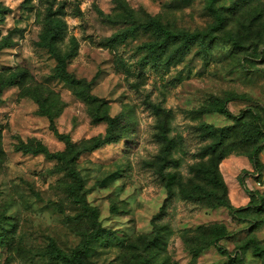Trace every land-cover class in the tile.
I'll use <instances>...</instances> for the list:
<instances>
[{
  "label": "rangeland",
  "instance_id": "374dc122",
  "mask_svg": "<svg viewBox=\"0 0 264 264\" xmlns=\"http://www.w3.org/2000/svg\"><path fill=\"white\" fill-rule=\"evenodd\" d=\"M125 2L136 21L157 17L172 30H205L213 22L207 0ZM214 6L225 22L205 56L193 46L169 67L143 68L137 47L151 39L149 33L138 32L120 47L105 42L119 25L99 17L98 10L118 15L113 0H0V72L20 76L18 85L0 95V231H6L0 264H57L48 258L49 240L68 253L82 252L83 264H263L252 241L264 248V0H216ZM47 14L60 20L68 50L75 53L68 72L91 84L90 93L103 100L109 115L125 114L119 141L82 153L73 164L97 223L110 231L105 239L90 238L91 221L68 193L72 178L58 171L56 160L14 148L29 138L54 152L65 147L30 97L35 85L50 90L41 96L56 101L54 126L72 142L106 129V122L92 120L90 105L74 87L55 77V59L40 43ZM222 101L232 115L247 109L252 114L234 119L204 112ZM201 123L232 127L224 139L228 152L216 162L199 154L194 139L187 155L180 148V138ZM255 144L261 147L258 179L248 160ZM164 146L176 164L164 182H156L144 163L157 168ZM214 172L226 193L208 180ZM240 179L259 197L246 193ZM163 184L173 194L165 207ZM212 192L236 210L212 208ZM212 226L224 228L218 243L226 254L210 244Z\"/></svg>",
  "mask_w": 264,
  "mask_h": 264
},
{
  "label": "trees",
  "instance_id": "16d2710c",
  "mask_svg": "<svg viewBox=\"0 0 264 264\" xmlns=\"http://www.w3.org/2000/svg\"><path fill=\"white\" fill-rule=\"evenodd\" d=\"M113 1L120 10L118 15L106 14L101 10H98L99 17L105 19L108 23L119 25V29L109 37L105 38V42L108 46L120 47L126 39L133 38L138 32L149 33L151 39L143 42L137 47L138 50L143 52L140 58V64L143 68L146 66L150 68L157 66L169 67L172 63L183 58L193 46H196L197 54L205 56L217 40L218 32L222 29L225 22V18L221 13L220 8L214 6L216 0H207V9L213 18L212 24L205 30L193 32L186 30H172L164 25L157 17H151L144 22L136 21L132 10L125 0ZM40 41L41 46L47 48L55 59V77L60 78L74 87L75 95L82 98V100L90 105V117L92 120L94 122H106V129L104 134L82 140L78 143L72 142L68 134L59 133L54 126V118L60 111L57 108L58 105L56 104V101L52 104L51 98H43L41 96L40 91L47 90V93L50 94V90L44 88L42 85H35V93L32 95L30 94V97L38 105L39 113L48 118L49 129L58 140L65 144V147L61 151L54 152L50 151L41 141L29 138L26 141H18L14 148L16 151L30 154H42L49 160H56L57 164H59L58 171H65L72 178V182L68 185V193L72 197L74 203L79 205L83 213H85L89 221H91L92 234L90 238L92 240L105 239L110 231L97 223L98 212L93 206L88 204L85 196L82 194L83 184L79 174L73 167V164L77 157L82 153L91 152L99 149L103 145L119 141L123 137L127 125L125 114L119 113L114 116L109 115L108 111L103 108V100L90 93L91 84L83 79L72 76L68 72L67 65L75 53L72 50H68L67 42H65L64 37L61 34V22L59 19L52 18L51 16H48V14L41 19ZM139 77H141V75H138L137 79H139ZM19 82L20 76L18 74L0 72V95L6 86L18 85ZM233 98L235 97L229 99ZM150 107L156 114L161 113V109L156 106L155 103H152ZM208 111L221 113L234 119H240L245 112L252 114V111L247 109L238 115H232L227 109L225 101L215 104L211 109L204 110V112ZM231 129L232 127L215 128L210 124L201 123L198 126L191 128L190 137L182 136L180 138V148L184 154L187 155L189 153V141L194 139L200 145V148H198V151L200 152L199 154L202 156L209 155L211 159L216 162V160H220L228 152V144L224 143V139L231 134ZM244 134L246 135V139H249L252 136L248 130H244ZM260 150V145L255 144L248 153L249 163L257 174L255 176L256 179H258L260 174L258 167V154ZM168 154L169 146H164L162 156H160L161 164L158 165L157 168L153 169L144 163V167L146 166L148 168V171L154 177L156 182H164L168 169L176 164V161L167 159ZM191 156H193V154H191L190 157ZM214 173L208 177V180L214 184L220 183L226 193V186L218 179V174L216 172ZM239 184L241 186L243 185L244 191L250 196L259 197L258 192H256V190H249L242 179L239 180ZM163 185L167 190V196L165 197L162 206L165 207L173 200V194L168 184ZM211 198L213 199L210 205L212 208L225 207L232 212L236 210L223 195L212 192ZM185 199L189 200V195ZM193 200L195 201V199H192V201ZM159 217L160 215L156 216L153 219V222H156V219ZM212 230L216 234L210 239V244L215 246L219 253L226 254L227 252L218 243L219 238L224 233V228L222 226H212ZM5 237L6 231H0V243L4 241ZM252 245L254 254L260 256L264 264V248L255 241H252ZM47 255L51 261H54L57 264H83L82 252L75 251L68 253L59 248L53 240H49ZM145 262L146 264H150L148 260Z\"/></svg>",
  "mask_w": 264,
  "mask_h": 264
},
{
  "label": "built area",
  "instance_id": "2783aa9c",
  "mask_svg": "<svg viewBox=\"0 0 264 264\" xmlns=\"http://www.w3.org/2000/svg\"><path fill=\"white\" fill-rule=\"evenodd\" d=\"M255 185H256V186H260V181H259V180L256 181ZM247 188H248V187H247ZM248 189H249V188H248ZM249 190H252V189H249Z\"/></svg>",
  "mask_w": 264,
  "mask_h": 264
}]
</instances>
